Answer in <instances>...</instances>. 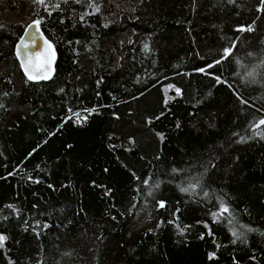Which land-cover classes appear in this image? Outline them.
<instances>
[{"label": "trees", "instance_id": "obj_1", "mask_svg": "<svg viewBox=\"0 0 264 264\" xmlns=\"http://www.w3.org/2000/svg\"><path fill=\"white\" fill-rule=\"evenodd\" d=\"M91 2L0 0V264H264V0Z\"/></svg>", "mask_w": 264, "mask_h": 264}, {"label": "snow or ice", "instance_id": "obj_2", "mask_svg": "<svg viewBox=\"0 0 264 264\" xmlns=\"http://www.w3.org/2000/svg\"><path fill=\"white\" fill-rule=\"evenodd\" d=\"M37 3L39 4H44V0H36ZM59 5H56V7H58ZM89 7H91L93 9L94 12H98L99 11V7L96 6L93 2L89 3ZM87 14V13H86ZM39 23L40 21H34L33 24L34 26H36L37 31H39ZM31 27V26H30ZM249 31H251V29H248ZM44 44L47 46V49L45 52H35L32 53L31 55H29L28 49L31 47L33 49L38 47L37 44V40L35 37H33V39L31 40L30 44L28 43H24L23 41L21 42V45L24 49V59H21V67L24 70L25 75L27 76L28 80H46V79H50L51 78V65L52 62L54 60V51H50L52 49V45L47 41L44 40ZM145 50L147 51V45H145ZM230 52V49H225L224 50V55L227 56ZM21 56V48L20 46H18L17 48V57L20 58ZM44 57L43 61L41 62H37L40 61V58ZM219 62V61H217ZM201 71H204V69H201ZM177 95L180 94V90L176 89ZM0 107H3L2 104H0ZM71 111V110H70ZM94 111V110H90ZM77 119L76 122L80 123L82 120L87 119V117H81L80 113H74L73 114ZM72 117H68V119H71ZM262 125H264V119L259 120L254 126H253V131H255V129L260 128ZM173 171H175V169H173ZM145 185L148 184V181L145 180L144 181ZM157 182V186H158ZM182 192H189L190 190L194 191L195 190V185H189V187H182L180 189ZM151 194V193H149ZM158 205L160 208H164L166 206L164 201H159ZM229 212V208L223 203H220V209L218 212L213 213L214 217H220L225 213ZM171 223V221H170ZM233 236H236L237 239H239V235L233 231ZM203 238V237H202ZM6 239V237L0 235V247L3 246V241ZM214 257V253L209 255V258H213Z\"/></svg>", "mask_w": 264, "mask_h": 264}, {"label": "water", "instance_id": "obj_3", "mask_svg": "<svg viewBox=\"0 0 264 264\" xmlns=\"http://www.w3.org/2000/svg\"><path fill=\"white\" fill-rule=\"evenodd\" d=\"M33 37L36 38L38 47L35 48V49L30 47L28 49L29 55H31L32 53H35V52H45L46 49H47V46L44 44V40H47L52 45V49L50 51H54L53 44L51 43V41H49L45 37V35L41 31V28L39 27V31H37L36 26H34L33 22H31L24 28L20 38L18 39L17 43L15 44V46H14V56H15L17 62H18V65H19V68H20V71H21L22 75L24 76V78L28 82H30V83L49 82L53 78L54 73H55L54 60H53L52 65H51V78L50 79H46V80H28L27 76L24 73L23 68L21 67V59L25 58L24 57V49H23V47L21 45V42L23 41L24 43L30 44V42L33 39ZM18 46H20V48H21V56H20V58L17 57V48H18ZM43 59H44V57H41L40 61H37V62L39 63V62L43 61Z\"/></svg>", "mask_w": 264, "mask_h": 264}]
</instances>
